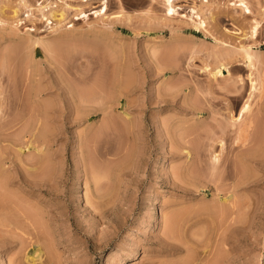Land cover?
I'll use <instances>...</instances> for the list:
<instances>
[{"label": "rangeland", "instance_id": "374dc122", "mask_svg": "<svg viewBox=\"0 0 264 264\" xmlns=\"http://www.w3.org/2000/svg\"><path fill=\"white\" fill-rule=\"evenodd\" d=\"M232 1H175L178 12L197 9L204 31L167 14L165 0H0V106L15 119L0 125V199L8 203L0 216L18 222L0 218V264H35L25 254L37 251L38 264H178L189 253L199 258L192 264H264V0H243L250 13ZM37 3L64 7V19L56 23L46 6L45 20ZM242 46L257 53L252 70ZM63 53L76 69L59 86L90 92L86 105L97 110L77 118L70 110L83 102L76 96L69 106L68 94L47 92L53 86L37 98L53 106L41 114L47 142L44 134L38 143L15 140L29 117L24 90L53 85ZM221 59L228 75L215 79L209 71ZM113 92L114 121L99 132L98 108ZM245 103L262 110L240 144ZM90 165H108L99 190L88 182ZM31 207L44 236L22 218L19 209Z\"/></svg>", "mask_w": 264, "mask_h": 264}, {"label": "bare ground", "instance_id": "6f19581e", "mask_svg": "<svg viewBox=\"0 0 264 264\" xmlns=\"http://www.w3.org/2000/svg\"><path fill=\"white\" fill-rule=\"evenodd\" d=\"M175 1H177V0H165V3L167 4V14H169L170 12V14H176V15H179L180 17H181V19H183L184 21H186L187 22V20H190L191 21V25L193 26V29H195V30H198V29H204V31H206L207 29H206V23H205V20L203 19V18H201V16L199 15V13H198V11H197V9H195V7L194 6H192L191 7V15H188V14H186V13H184V12H178V10H177V8H176V4L177 3H175ZM204 1H207V0H204ZM20 2V1H19ZM105 2L106 1H104L103 2V7L105 8L107 5L105 4ZM22 5L24 4L25 5V1H22V2H20ZM38 4V3H37ZM230 5H235V6H239V7H241V9H243V11L244 12H246V13H250V9H249V7L247 6V4L243 1V0H239L238 2H235V1H232L231 3H230ZM25 6H27V4L25 5ZM47 5L45 4V5H40V4H38V7L36 8L38 11H40V14H41V16H42V18H44L45 20H47V21H49L48 20V17L46 16L45 17V13H44V11H46V10H49L50 9V11H49V17L50 18H52V19H54V20H56V23H59V22H61L63 19H64V17H65V10H64V7H63V9L60 7V8H56V9H51V8H49L48 6V8L49 9H47L46 8V10H44V8L46 7ZM263 6V5H262ZM106 9V8H105ZM17 10H18V8H16V9H13L12 10V12H13V14H15L16 12H17ZM96 11H98V9L97 10H95L94 12H96ZM2 12H3V6L2 7H0V14H2ZM80 13H83V11H80ZM48 14H46V15H48ZM16 15V14H15ZM2 18L0 17V21H2L1 20ZM234 19H236V18H234ZM234 19H232V20H234ZM51 23V22H50ZM255 25V24H254ZM257 25V24H256ZM254 27H256V26H254ZM255 28H253V30H254ZM254 33H256V31H254ZM36 42L38 43V42H40L39 40H36ZM44 51L45 52H52V47L50 46V45H45V47H44ZM64 54V53H63ZM240 54H241V56H242V58L245 60V62H246V64L249 66V68H250V70H252V68H254L255 67V59H257L258 57H257V53H256V51L255 50H252V48L251 47H249V46H242L241 47V49H240ZM46 55V54H45ZM44 55V59H46L47 60V62H49V64L51 63V60H49V59H47V55L45 56ZM66 53L64 54V55H59L58 54V56H59V61H58V65L56 66L57 67V81L55 82V83H53V85H48V86H46V87H44L43 89L42 88H40V87H37L36 85L34 86H30L28 89H26V90H24V96H25V98H26V101H27V103H28V113H29V119L27 120H24L23 121V125H22V127L20 128V130H19V132H17L16 133V135H15V137H13L15 140H20V139H22V138H27L28 139V141H29V139H30V141L32 142V141H36L37 143H38V141H40L39 140V138L41 137V134L43 135L42 137H41V142L40 143H45V142H47V138H45L44 136H46L47 134L46 133H44L45 132V130L44 129H41V126H42V117H41V114H42V112H44L45 114H48L49 113V111H50V109H52L53 108V106L50 104V103H46V104H44L43 106H41L40 105V103L38 102V97H39V94H40V92H45L46 90H49V89H51V87H55V89L54 90H52V91H47L48 93H52V92H54V93H57L58 95H60L61 94V91H62V93H66V94H68V104H69V106L70 105H73V104H75V101H76V96H78L79 97V99L83 102V104H82V108H78L77 106L74 108V109H72V110H70V111H74V112H76L77 111V114H76V117L77 118H82V117H87V118H90L91 116H92V114H94L95 113V111L97 110V109H95V110H93V112L91 113V111H90V109H89V107L86 105V102L90 99V92H89V94H87L88 93V91H87V93L86 94H81V93H84V92H86V90H82V92L80 91L79 92V90H77V92L76 91H74L73 90V88H72V86H68L67 84H65V85H61V86H59V84H63V83H65V79H64V74L66 75V74H70V73H73V70H75L74 68H73V66L74 65H69V67H68V65H67V67H66V65H65V58H66ZM68 56V55H67ZM69 57V56H68ZM66 60H68V59H66ZM222 60H224V59H221L219 62H221V63H219V67H218V69L217 70H210L209 71V74L213 77V78H215L216 79V77H220V76H225V75H228V67H227V65H228V63H226V61L224 62V61H222ZM65 61V62H64ZM70 66H71V68H70ZM69 69H71V72H70V70ZM34 74L35 73H31V75L33 76V79H34ZM250 74H251V72H250ZM117 82L118 83V81H116V80H113V82ZM117 83H115L114 84V87H116V89L118 90V89H120L118 92L116 91V93H118L117 95H118V97L120 98L121 96H124V97H126V93L128 92V91H130L129 89L127 90V89H123L122 90V88L124 87V85H120L121 83H119V84H117ZM123 84V83H122ZM116 85V86H115ZM117 86H118V88H117ZM112 88V87H111ZM108 89V88H107ZM106 90V89H105ZM46 92V93H47ZM109 92V91H108ZM114 92H115V90H114ZM111 93V94H109V95H107L106 97H108V100H106L105 101V104H104V106L103 107H101V108H98V110H101L102 111V113H103V116L105 117V122H107V123H105V122H103L104 123V125H103V123L101 124L102 126H104V127H102V126H100V128H98V131L100 132V131H102L103 133L107 130V129H110V127H108V124L109 125H111L113 122H111V120H113V119H107V117H110L111 118V115H112V111H113V103L111 102V99L113 98L114 99V97L116 96V94L115 93ZM3 93V91H0V95ZM75 94V95H74ZM113 94V95H112ZM115 94V95H114ZM89 95V96H88ZM117 97V96H116ZM115 97V98H116ZM5 98H7V97H5ZM107 99V98H106ZM109 109V110H108ZM261 110H262V107L261 108H258V109H256V111L253 113H251V111H250V108H249V104H247V103H245V104H243V106L241 107V109H240V111H239V120H241V124H240V127H239V129H238V138H237V141H240L239 143L241 144H244V143H246L248 140H250V128L252 127V123H253V121L255 120V118L259 115V112H261ZM111 111V112H110ZM109 113H111V115L109 116ZM125 114V116L127 117L128 116V114H126V113H124ZM129 118L130 117H128L127 119L129 120ZM126 119V118H125ZM21 120H23V119H19V120H17L16 119V121H18V122H20ZM107 120H109V121H107ZM235 120L236 119H234L233 121H232V123L234 124L235 123ZM15 121V119L14 118H11V117H5L4 118V110L1 108V106H0V125L2 124V125H8L9 123H12V122H14ZM114 121V120H113ZM132 121V120H131ZM131 121H130V123H128L129 121H127L126 123H128V125L130 124V126H131ZM15 124V123H14ZM127 124H125V127L127 126L128 127V129H127V133L128 134H131L132 135V133L134 134V129L132 130L131 128H130V126H128ZM132 125H134V124H132ZM105 126L107 127V128H105ZM135 126V125H134ZM125 127H124V129H125ZM103 128H104V130L105 131H103ZM43 130V131H42ZM102 134V133H101ZM99 135V134H98ZM95 136H97V132H96V135ZM101 136V135H100ZM126 136V135H125ZM48 137V136H47ZM38 139V140H37ZM42 139H43V141H42ZM46 140V141H45ZM95 140H97L96 139V137H95ZM100 140V138L98 139V141ZM90 142V141H89ZM93 143H94V140L92 141ZM29 144H31V143H29ZM87 144H89V143H87ZM97 144V143H96ZM95 144V146H98L97 148L99 149V146H101V145H96ZM90 145V144H89ZM88 145V146H89ZM104 145V144H103ZM31 145H27V148H29ZM80 146H83V144L82 145H80ZM92 146V145H91ZM91 146H89V147H87L88 148V150L89 149H93V147L91 148ZM94 146V147H95ZM102 147V146H101ZM20 148V147H19ZM84 148H85V146H84ZM96 148V147H95ZM38 152H41V151H39L40 149H39V147L38 148H35ZM20 151V150H19ZM82 151V150H81ZM101 151H103V150H101ZM89 152V151H88ZM82 154H83V151L81 152ZM83 156V155H82ZM126 159L127 158H125L124 160H123V162H125L126 161ZM217 162H218V157H217V155H212V157H211V163H210V167H208V168H210L211 170H209V171H211L210 172V174H212V172H214L215 170L214 169H218L217 168ZM99 165H101V164H99ZM91 166V165H90ZM209 166V165H208ZM105 167V166H104ZM32 168H34V167H32ZM96 167L94 166V167H92L91 166V168H90V179H88V182L89 181H92V183H93V185H94V187L96 188V190H99V184L101 183V180H102V178H104V176H105V174L106 173H104L103 171H106L107 170V168H108V165L106 166V168H104V169H101V170H99V171H97V169H98V166H97V169H95ZM101 168H103V166H101ZM100 169V168H99ZM106 169V170H105ZM214 170V171H213ZM101 171H102V173H101ZM213 175V174H212ZM198 179V177H194V179ZM6 179V178H5ZM87 179L85 180V184H86V182H87ZM7 180H10V179H7ZM243 179H241V180H237V181H239L238 182V184L237 185H239V184H241V183H244V181H242ZM28 181H30L29 179H28ZM36 181H38V180H36ZM197 181V180H196ZM199 181V180H198ZM5 183H7V181H5ZM36 184V183H35ZM87 184H89V183H87ZM236 184H234V186H235ZM101 196H102V194H101ZM228 198H223L222 200L223 201H225V200H227ZM8 203H5L4 202V199H0V206H2L1 208V210H3L4 208L3 207H5L6 205H7ZM14 206L17 208L18 206L17 205H13L12 206V209H16V208H14ZM18 208H20V207H18ZM27 208V207H26ZM26 208H21V209H19L20 210V212H21V214H22V218H24V219H26V220H28L29 221V223H31L33 226H34V228L37 230V233H35V235H41L42 233V235L44 236V231L42 230V223L41 222H39V220H38V218H40L42 215H39V212H37V211H39L38 209H36L35 207V210H33L32 211V207L30 208V209H28V210H25ZM0 210V213L2 212ZM37 210V211H36ZM19 214H20V212L18 211V210H16ZM40 213H42V212H40ZM1 215V214H0ZM4 213H2V216H0V218H1V221H7L8 219H9V221H12V222H10V223H13V222H17V221H15V220H12V219H10V217H8V216H6V217H8V218H6L5 220H4V218H3V220H2V217H4ZM40 216V217H39ZM41 219V218H40ZM168 219H170V218H168ZM8 221V222H9ZM7 222V223H8ZM18 223V222H17ZM40 224V225H39ZM41 226V227H40ZM39 233V234H38ZM37 237H39V236H37ZM36 237V238H37ZM41 237V236H40ZM43 239H45V238H43ZM42 239V240H43ZM40 240H41V238H40ZM41 240V241H42ZM46 241V240H45ZM37 242V241H36ZM44 241H42V244H43V246H42V244H41V246H42V248H44V249H47L48 248V250H50V248H49V246L48 245H44ZM47 243V242H46ZM41 246H40V249H41ZM47 246V248H45ZM39 248V247H38ZM36 249V250H40V249ZM48 250H44V252H45V254H47L48 256H49V252H47ZM38 253L35 255V256H33L32 254L30 255L29 253H26L25 254V259L27 260V261H29V262H35V261H37V259H39L40 260V254H41V251H37ZM47 252V253H46ZM43 253V252H42ZM189 255H192V254H188V256ZM187 256V257H188ZM186 257V259H184L183 261L181 260V261H179L178 262V264H180V262H183V264H192L194 261L195 262H197L196 260H198L199 258H198V256H195L194 254L192 255V256H189L188 258ZM218 258V257H217ZM214 259H216V258H214ZM214 259L213 260H211V261H214ZM37 261V263H35V264H38L40 261ZM49 260V258L47 259V261ZM210 262V261H209ZM215 262H216V260H215ZM41 263V262H40ZM42 263H43V261H42ZM18 264V263H17ZM21 264V263H20ZM24 264V263H23ZM33 264V263H32ZM206 264H214V262H210V263H206Z\"/></svg>", "mask_w": 264, "mask_h": 264}]
</instances>
